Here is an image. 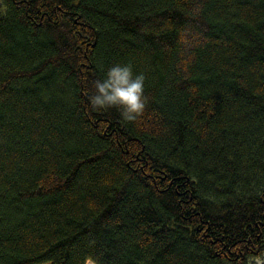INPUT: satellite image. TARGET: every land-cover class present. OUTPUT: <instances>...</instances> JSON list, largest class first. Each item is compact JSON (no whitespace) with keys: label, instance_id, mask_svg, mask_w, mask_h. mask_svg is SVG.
<instances>
[{"label":"trees","instance_id":"obj_1","mask_svg":"<svg viewBox=\"0 0 264 264\" xmlns=\"http://www.w3.org/2000/svg\"><path fill=\"white\" fill-rule=\"evenodd\" d=\"M117 62L147 73L134 119L89 103ZM89 255H264V0H3L0 264Z\"/></svg>","mask_w":264,"mask_h":264},{"label":"clouds","instance_id":"obj_2","mask_svg":"<svg viewBox=\"0 0 264 264\" xmlns=\"http://www.w3.org/2000/svg\"><path fill=\"white\" fill-rule=\"evenodd\" d=\"M146 70H134L131 63H115L108 67L101 78L93 82L95 92L89 95L94 110L117 108L126 119H134L148 103L146 94ZM264 264V255L250 257L248 264ZM84 264H100L89 255Z\"/></svg>","mask_w":264,"mask_h":264},{"label":"rangeland","instance_id":"obj_3","mask_svg":"<svg viewBox=\"0 0 264 264\" xmlns=\"http://www.w3.org/2000/svg\"><path fill=\"white\" fill-rule=\"evenodd\" d=\"M0 5H3V0H0ZM38 264H50L49 262H42V263H38Z\"/></svg>","mask_w":264,"mask_h":264}]
</instances>
